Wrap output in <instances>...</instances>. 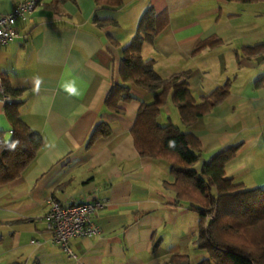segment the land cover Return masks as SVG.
<instances>
[{
	"label": "crops",
	"instance_id": "0c3cea01",
	"mask_svg": "<svg viewBox=\"0 0 264 264\" xmlns=\"http://www.w3.org/2000/svg\"><path fill=\"white\" fill-rule=\"evenodd\" d=\"M26 0H0V15ZM17 38L0 48V81L23 90L6 98L0 93V132L10 135L4 115L7 99L20 102V120L42 139L32 165L0 187V264H165L185 255L195 264L206 258L197 251L198 216L178 204L166 185L173 179L163 161L134 149L130 129L141 102L153 93L130 91L133 101L104 106L117 83L121 49L131 42L146 9L161 14L162 31L141 59L166 80L186 73L196 103L229 83L223 102L181 132L199 144L194 170L217 153L237 148L225 176L245 190L264 189V52L244 56L243 47L264 44V4L240 5L226 0H121L118 7L94 0H39ZM112 20L116 26L93 22ZM218 40L214 48L192 55L200 42ZM116 43L117 46H114ZM169 99L158 123L170 120ZM175 109V108H174ZM176 110V109H175ZM98 123L107 138L85 145ZM92 200L103 206L92 217L95 237L71 239L73 257L53 245L44 231L47 203ZM195 214L192 224L186 216ZM194 256V260H191Z\"/></svg>",
	"mask_w": 264,
	"mask_h": 264
},
{
	"label": "trees",
	"instance_id": "16d2710c",
	"mask_svg": "<svg viewBox=\"0 0 264 264\" xmlns=\"http://www.w3.org/2000/svg\"><path fill=\"white\" fill-rule=\"evenodd\" d=\"M97 6L118 7L121 0H94ZM240 5L264 4V0H226ZM93 22L100 26H116L112 20ZM165 21L151 8L140 17L135 34L121 49L117 83L106 95L104 106L111 113L121 114L118 104L133 101L130 91L153 93L148 103L141 102L129 134L134 149L142 157L163 161L173 179L166 185L175 193L178 204H186L198 216V234L194 241L197 251L206 258L195 264H264V189L245 190L232 184L225 176V167L235 158L237 148H227L201 166H194L199 159V144L189 133L181 132L169 121L160 125V111L166 102L174 106L185 128L219 106L229 93V83L214 89L199 103L190 95L186 73L162 80L152 69V62H144L140 51L144 44L151 45L162 31ZM117 46L116 43H113ZM218 40H208L195 45L192 55L206 48L218 46ZM244 56L264 52V44L243 47ZM1 82V81H0ZM6 98L21 96L23 90L12 89L1 82ZM20 102H7L4 115L10 125V135L0 132V187L18 179L34 162L42 148V139L19 118ZM109 127L98 123L92 130L85 149L97 139L107 138ZM36 264V263H35ZM165 264H192L188 256H171Z\"/></svg>",
	"mask_w": 264,
	"mask_h": 264
},
{
	"label": "built area",
	"instance_id": "2783aa9c",
	"mask_svg": "<svg viewBox=\"0 0 264 264\" xmlns=\"http://www.w3.org/2000/svg\"><path fill=\"white\" fill-rule=\"evenodd\" d=\"M40 6L42 3L39 0H26L16 4L10 13L0 15V48L17 38V22L25 21ZM0 93L3 94L1 82ZM6 101L9 102V99ZM103 204V201L92 200L60 205L50 199L44 216V231L49 241L58 246L63 253L73 257L68 247L69 240L90 238L99 234V229L92 221V217Z\"/></svg>",
	"mask_w": 264,
	"mask_h": 264
},
{
	"label": "rangeland",
	"instance_id": "374dc122",
	"mask_svg": "<svg viewBox=\"0 0 264 264\" xmlns=\"http://www.w3.org/2000/svg\"><path fill=\"white\" fill-rule=\"evenodd\" d=\"M173 108L172 111L170 112V120L172 122V124H174L175 126H177L178 128H181V123L179 121V115L178 112L174 109V106L172 105ZM194 217L196 218L197 216H195V214H189L186 216V221L187 223L189 222L190 224H192V222L194 221ZM191 260H194V256L191 257Z\"/></svg>",
	"mask_w": 264,
	"mask_h": 264
}]
</instances>
